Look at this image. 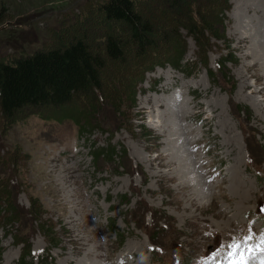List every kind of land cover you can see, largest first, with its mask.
Listing matches in <instances>:
<instances>
[{"label": "rangeland", "instance_id": "1", "mask_svg": "<svg viewBox=\"0 0 264 264\" xmlns=\"http://www.w3.org/2000/svg\"><path fill=\"white\" fill-rule=\"evenodd\" d=\"M103 1L0 0V60L74 36L103 52L102 37L118 29L126 50L106 62L101 102L75 99L83 130L69 117L37 115L61 116L56 108L26 107L12 120L0 113V264H22L27 245L24 264H199L250 227L258 242L264 0L251 3L257 16L247 12L256 27L232 0L224 9L217 0H139L160 47L142 56ZM176 26L183 67L172 64L167 35ZM133 83L134 92L124 88Z\"/></svg>", "mask_w": 264, "mask_h": 264}, {"label": "trees", "instance_id": "2", "mask_svg": "<svg viewBox=\"0 0 264 264\" xmlns=\"http://www.w3.org/2000/svg\"><path fill=\"white\" fill-rule=\"evenodd\" d=\"M138 1L105 0L101 3L100 7L107 17L118 21L122 20L128 24V27L131 29L130 42L134 43L133 50L131 51L133 54L142 56L145 52H156L159 46H156V40L152 36V25L145 21L139 15L138 11L135 10ZM217 1L223 9L227 5H230L228 0ZM210 9H214L211 4L204 6V12ZM182 18L179 17V19ZM195 23L196 20L192 22L194 25ZM181 24L179 23V25ZM177 28L179 26H176L173 33L169 32L167 34L171 38V42H176V40L180 42L182 39L180 33H177ZM123 34L118 29L117 32H109L104 35L102 37L103 52L92 50L90 44L83 36H74L69 42L63 45L38 48L27 54H20L11 61L0 60L1 116L12 120L16 119L19 112L26 107H51L62 110L61 116L52 114L49 116L42 111H38L37 115L43 118L58 120L69 117L78 124V131L80 129L83 130L85 126L81 122V119L84 113L81 115L78 107L80 102L75 99H79L81 94H89L91 97L94 95L97 101L100 100L101 102L103 100L100 89L105 83H103L104 75L102 71L105 69L106 62L108 60L122 61L126 57V50L124 49L122 38ZM212 34L216 37H224V35L216 32H212ZM167 35L163 33L164 37ZM177 42L176 45L174 44L176 54L172 64L183 67L182 59L185 57L186 48H184L183 43L180 44ZM141 63V67L147 69L151 67L153 62L150 60L148 63ZM191 72L192 70L188 68L187 74ZM112 77L114 78L113 74H111L110 78ZM127 87L131 90V93L135 91L134 83L124 86V88ZM70 104L73 106L67 108ZM94 105L96 104L93 103L92 111L95 110ZM10 209L14 210L15 207ZM111 226L114 227V224L112 223ZM29 253L30 249L27 245V250L24 251L20 259L22 264L25 261L24 255ZM28 264L32 263L28 262Z\"/></svg>", "mask_w": 264, "mask_h": 264}, {"label": "snow or ice", "instance_id": "3", "mask_svg": "<svg viewBox=\"0 0 264 264\" xmlns=\"http://www.w3.org/2000/svg\"><path fill=\"white\" fill-rule=\"evenodd\" d=\"M254 238L255 233L250 227L247 235L234 236L229 243L222 244L221 246L226 249L222 253L223 264H264V229L258 236L257 244L251 243ZM219 255L220 249L217 248L209 256L202 258L199 264H214Z\"/></svg>", "mask_w": 264, "mask_h": 264}, {"label": "bare ground", "instance_id": "4", "mask_svg": "<svg viewBox=\"0 0 264 264\" xmlns=\"http://www.w3.org/2000/svg\"><path fill=\"white\" fill-rule=\"evenodd\" d=\"M233 1V3L235 4V8L237 9V8H240L241 10H242V12H243V10H244V14H243V16H241V20L242 21H245V17L247 18V17H249V15H247L248 13V9H249V13H255V14H252V15H254V16H257V9L256 8H254L253 7V5H251V3L252 2H255V1H253V0H232ZM259 3H260V1H263V0H257ZM256 9V10H255ZM247 15V16H246ZM252 17V16H251ZM248 19V18H247ZM251 20V23H252V27H256L257 26V23L256 22H258V20L257 19H253V22H252V18H250L249 17V21ZM247 23V22H246ZM238 29V28H237ZM247 69H248V67H247ZM259 79L261 80L262 78L261 77H259ZM159 100V99H158ZM160 102V101H159ZM160 106H163V105H160ZM165 115H167V114H165ZM167 117V116H166ZM169 149H170V147H168ZM168 149V150H169ZM167 149H166V151H168ZM178 161H181V164H184V161L181 159H179V160H177V162Z\"/></svg>", "mask_w": 264, "mask_h": 264}]
</instances>
